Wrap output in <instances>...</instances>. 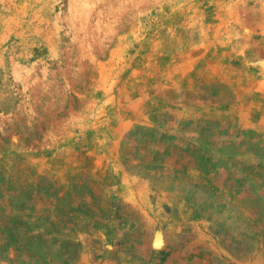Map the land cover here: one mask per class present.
<instances>
[{
    "label": "rangeland",
    "instance_id": "374dc122",
    "mask_svg": "<svg viewBox=\"0 0 264 264\" xmlns=\"http://www.w3.org/2000/svg\"><path fill=\"white\" fill-rule=\"evenodd\" d=\"M0 264H264V0H0Z\"/></svg>",
    "mask_w": 264,
    "mask_h": 264
}]
</instances>
